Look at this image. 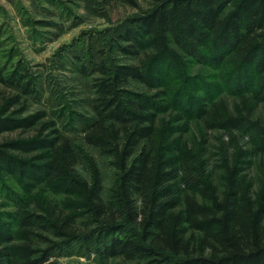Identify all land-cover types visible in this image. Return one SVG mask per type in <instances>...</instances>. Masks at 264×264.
I'll list each match as a JSON object with an SVG mask.
<instances>
[{"label":"trees","instance_id":"trees-1","mask_svg":"<svg viewBox=\"0 0 264 264\" xmlns=\"http://www.w3.org/2000/svg\"><path fill=\"white\" fill-rule=\"evenodd\" d=\"M127 23L117 49L137 62L96 66L93 117L82 129L83 143L116 170L107 200L93 159L42 123L44 113L23 116V107L14 110L18 97L1 106L0 134L40 130L0 143L1 169L17 176L28 196L12 194L16 212H0V264H59L57 257L78 246L141 264H264V123L245 97L264 102V0H161ZM197 65L225 70L235 81L232 94L244 96L241 107L222 100L182 105L184 88L164 77L193 81L187 71ZM21 88L32 93L27 82ZM189 118L230 137L217 151L220 175L184 141ZM234 132L249 137V147ZM81 160L88 180L76 173Z\"/></svg>","mask_w":264,"mask_h":264},{"label":"rangeland","instance_id":"rangeland-1","mask_svg":"<svg viewBox=\"0 0 264 264\" xmlns=\"http://www.w3.org/2000/svg\"><path fill=\"white\" fill-rule=\"evenodd\" d=\"M161 0H134L132 5L115 0H0V108L8 100L18 97L23 116L44 113L42 123L50 122L60 136L70 140L74 148L93 159L101 178L102 197L116 180V170L111 158L83 143V123L93 117L90 109L93 99L91 79L98 77L94 69L99 63L106 67L134 65L137 60L122 55L117 49L116 38L127 22L151 10ZM188 76L195 80L182 82L173 74H166L165 83L183 87L182 105L208 103L222 100L226 107H241L244 96L232 94L234 82L221 69L193 66ZM28 83L32 93L25 95L23 85ZM13 83H16L14 85ZM130 88L150 94L140 84ZM248 104L253 107V117L264 123V102L255 105L248 93ZM188 131L183 135L186 143L205 153V158L215 176L217 151L221 143H230V137L220 130H206L198 118L188 120ZM37 124L28 131L0 134V143L11 140H27L39 134ZM44 132L42 136L48 135ZM233 137L240 145L249 147V137L238 132ZM258 163V160H255ZM264 169V163L261 164ZM76 173L89 179L85 161L75 168ZM256 176V167L248 171ZM28 200L23 182L0 167V212H16L10 196ZM59 264H141V261H124L121 258L102 259L78 246L56 258Z\"/></svg>","mask_w":264,"mask_h":264}]
</instances>
